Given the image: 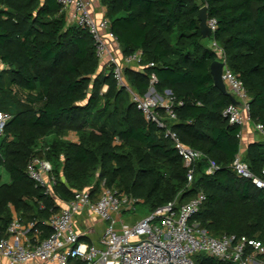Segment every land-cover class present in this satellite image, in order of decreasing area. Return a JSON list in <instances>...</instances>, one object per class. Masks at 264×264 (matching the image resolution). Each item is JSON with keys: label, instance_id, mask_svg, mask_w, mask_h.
I'll return each mask as SVG.
<instances>
[{"label": "trees", "instance_id": "trees-1", "mask_svg": "<svg viewBox=\"0 0 264 264\" xmlns=\"http://www.w3.org/2000/svg\"><path fill=\"white\" fill-rule=\"evenodd\" d=\"M100 3L122 54L141 52L140 70L123 69L127 87L144 95L154 74L155 91H170L174 118L157 107L165 128L146 120L111 68L99 64L91 35L67 23L56 0H0V111L9 115L0 134V167L8 175L6 182L0 176V239L13 213L35 222L42 237L51 232L43 221L60 204L25 172L28 160L39 156L51 162L53 193L63 202L86 186L96 193L102 180L137 199L145 214L201 191L205 199L194 219L210 235L245 236L264 245V189L230 167L242 152L249 170L260 175L264 137L241 147L240 126L222 115L231 100L214 85L209 66L217 56L208 44L222 48L227 67L241 80L250 122L264 126V0ZM202 6L216 21L209 38L199 31ZM165 129L205 156L192 164L189 182ZM70 132L75 140L66 137ZM207 159L218 167L212 173ZM194 260L224 264L199 255Z\"/></svg>", "mask_w": 264, "mask_h": 264}, {"label": "built area", "instance_id": "built-area-1", "mask_svg": "<svg viewBox=\"0 0 264 264\" xmlns=\"http://www.w3.org/2000/svg\"><path fill=\"white\" fill-rule=\"evenodd\" d=\"M56 2L65 15L66 10L70 9L69 17L65 16L69 24L85 28L91 35L99 64L111 68L117 86L124 87L130 93L144 118L165 128L155 109L161 107L170 118H174L171 110L174 100L170 92L165 90L164 94H160L155 91L157 79L154 74L149 75L148 90L141 96L131 91L124 81V67L137 70L142 68L141 52L118 56L113 45L119 49V44L109 29L108 18L95 19L89 0ZM206 23L212 34L216 28L215 19L207 18ZM210 48L216 54V60L222 63L221 79L227 92L236 101L230 102L223 109L222 115L229 124L241 128L246 121H250L249 97L241 80L227 67L222 48L213 40ZM148 66H153V63H148ZM8 119L9 115L0 111V134ZM252 128L264 137L262 124L252 123ZM165 135L173 140L183 165L188 167L187 181H191L192 164L204 158V154L183 144L168 129H165ZM230 167L237 175L250 179L257 188L264 189V169L260 175L253 174L242 152L235 154ZM217 168L214 161L207 159V173ZM25 172L35 185L43 188L44 194L51 195L60 204V208L43 221L51 229L45 237L41 236L42 231L35 227V222L24 223L13 213L5 236L0 239V264H197L194 260L196 255L224 264H264V245L260 241L226 234L214 237L200 226L194 215L205 199L201 191L186 202L170 200L132 224H124L123 212L134 210L138 200L106 187L104 180L100 181L96 193L92 192L91 186H86L73 191V196L63 202L53 193L56 180L49 160L32 156L26 164ZM82 214L104 223L99 238L101 246L79 240L83 233L78 231L75 217Z\"/></svg>", "mask_w": 264, "mask_h": 264}, {"label": "crops", "instance_id": "crops-1", "mask_svg": "<svg viewBox=\"0 0 264 264\" xmlns=\"http://www.w3.org/2000/svg\"><path fill=\"white\" fill-rule=\"evenodd\" d=\"M90 1V10L95 19H101L103 17H106V8L100 3V0H89ZM66 18L69 17L70 9L66 10ZM69 23V21H66ZM211 40L208 41V44H210ZM114 51L118 56L122 55V52L119 49L116 48V46L113 45ZM2 69H5V66L0 62V71ZM105 89V87L103 88ZM240 145L242 148H244L248 143L257 141L259 139H262V136H260L258 133L254 132L252 128V123L250 121H246V123L241 127L240 129ZM67 138L71 140H75V136L73 132H70L67 136ZM80 217L81 222H78V218L75 217L76 227L78 231L82 232V236L84 235L87 237L92 244H95L96 246H101L99 243V238L101 236L102 228L101 226L98 227L100 222L95 217H85L84 214L77 215Z\"/></svg>", "mask_w": 264, "mask_h": 264}, {"label": "water", "instance_id": "water-1", "mask_svg": "<svg viewBox=\"0 0 264 264\" xmlns=\"http://www.w3.org/2000/svg\"><path fill=\"white\" fill-rule=\"evenodd\" d=\"M198 21H199V31L202 38H209L211 37V30L210 27L207 25V13H206V6H202L199 8L198 15H197ZM210 73L213 78L214 85L224 94H226L231 102L236 103L235 99L227 92L225 85L221 79V73H222V63L220 61L214 60L210 63L209 66ZM169 93L170 91L167 90ZM172 264V263H168Z\"/></svg>", "mask_w": 264, "mask_h": 264}, {"label": "rangeland", "instance_id": "rangeland-1", "mask_svg": "<svg viewBox=\"0 0 264 264\" xmlns=\"http://www.w3.org/2000/svg\"><path fill=\"white\" fill-rule=\"evenodd\" d=\"M0 176H1L2 181H4V182L8 181V175L3 171L2 167H0ZM144 214H145L144 210H142L140 208L139 204H136L134 207V210L123 212L122 220H123L124 224H132L133 222H135L138 218H140ZM76 217L79 219L78 222H81L80 217L79 216H76ZM99 226H101V228L103 229L104 223L99 224L98 227Z\"/></svg>", "mask_w": 264, "mask_h": 264}]
</instances>
